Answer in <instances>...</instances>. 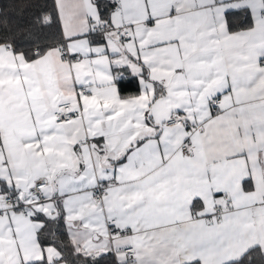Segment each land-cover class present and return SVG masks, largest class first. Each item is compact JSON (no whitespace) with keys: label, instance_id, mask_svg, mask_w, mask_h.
<instances>
[{"label":"snow or ice","instance_id":"1","mask_svg":"<svg viewBox=\"0 0 264 264\" xmlns=\"http://www.w3.org/2000/svg\"><path fill=\"white\" fill-rule=\"evenodd\" d=\"M0 264H264V0H0Z\"/></svg>","mask_w":264,"mask_h":264}]
</instances>
